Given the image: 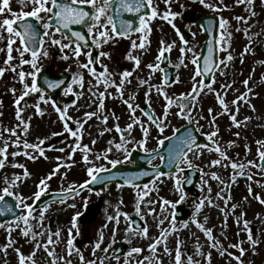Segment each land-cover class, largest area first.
I'll return each instance as SVG.
<instances>
[{"label": "rangeland", "instance_id": "obj_1", "mask_svg": "<svg viewBox=\"0 0 264 264\" xmlns=\"http://www.w3.org/2000/svg\"><path fill=\"white\" fill-rule=\"evenodd\" d=\"M256 1L253 0V3L249 5L247 3L237 4L236 0H206V3H212L218 7L217 11H213L201 4L199 0H179L177 2L182 5H180L181 8L172 7L173 4L176 5L177 3L176 0H172L171 11L174 13L177 11L178 15L177 20L175 19L171 23L168 22L171 27L160 19H151L149 20V27L150 29L152 26L154 27L150 32H135L130 36L128 35L127 39L118 38L117 40L115 37L108 40L107 43H102L100 47H96L93 43L92 48L99 53L100 58V66L96 69L97 73L103 72L106 65L108 73L111 74V79L119 84L122 78L120 73L126 70L132 72V76L128 78L131 83L124 84L123 99L115 86L108 87L107 92H105L103 83L96 86V77H93L89 70L78 66L88 62V57L84 53L90 51L91 48L81 46L82 53L77 59L72 51V48L75 47L74 43L72 48H65L61 52L59 46L53 45L49 37L44 36L42 51L46 50L48 55L41 54L38 67L40 69L48 68L56 74L69 71L73 73V76L77 73L83 75L82 89L78 83L73 84L71 81L55 98H51L62 109L64 105H72L67 108L66 118H69L68 125H71L72 130L78 133L76 137H73L66 130L64 121L60 119L52 104H45L39 100L41 93H30L26 96L20 102V108L23 111L20 118L17 117L15 101L24 91V83L28 85L32 83V77L30 76H26L25 81L22 83L18 73L20 71L29 73L34 70L31 64L21 65V59L17 51L21 47L19 39H16V43L13 45V60L11 61V65L16 67V72L7 68L4 61L7 59L8 34L4 32V39L0 40V49L4 50L0 51V68H6L3 75L0 76V130L15 128L16 135H10L9 132L4 131L3 138H0V148H4L5 141L8 144L7 159L4 160L5 166L0 169V190L9 187L15 193L14 198L17 195L22 196L26 204L33 205V195L38 191L37 185L57 165H61L60 170L46 182L47 188L44 193L66 191L69 186L77 187L79 184H84L87 181V176H89L88 168L104 166L107 169L112 165L109 163L110 160L118 159L121 161L119 164L134 165L135 162L132 161L130 155L115 148V144L121 142V134L115 127L117 124H119L121 130H124L125 140L130 141L126 147L128 152L131 153L133 148L144 152L157 150L162 146L158 144V140L172 135L176 129L190 123L187 119L177 116L176 113L179 112L177 98L181 94L189 93L193 87L192 77L197 67L191 62L193 52L198 57L204 41V35L198 29V26L183 22L180 18L185 9L192 11L194 7L199 8L198 10L201 12L216 13L221 19L228 22L225 29L220 28L218 41L219 53H221L220 60L224 59L228 52H231L234 59L227 63L226 68L224 65H219L214 74L215 83L211 82V86L215 92L220 93L228 104L229 112L236 114L237 120L242 123L240 127L234 126L227 112L223 115H217L223 111V107L219 104L214 92L209 91L208 88L200 93L196 107L192 110L193 121L191 123L197 126L203 134L202 145L211 146L212 142L207 139V134L215 130L210 126V122L211 117L216 116L215 126L218 127L219 132L213 139L221 150L231 158V161L244 164L245 167L243 169L244 175H238L233 181L234 170L230 166L229 160L223 159L215 151L209 152L204 149L199 158L189 153V159L192 160L194 165L193 169L200 172V178L195 186V195L184 189L183 181L186 174L185 172L180 174L183 192L185 193L182 202L177 203L180 201L181 194L175 187L177 177L176 173H173L166 176L158 175L152 181L144 184L148 185V195L144 197V203L140 206V214L136 212L138 190L134 187L123 188L118 184L107 185L104 189L95 193L84 191L79 196L62 204H49L47 211L44 212L42 226L38 223V220L41 211L45 208L41 210L34 209L32 215L36 219H29L32 232H42L44 234L37 235L36 240H32L31 235L28 237L22 235V229L26 227L23 223L20 227H15V220L1 223L11 226L13 231L11 232L12 244L9 246V233L6 227H0V264H19L18 254L14 249L19 248L21 253L29 256L34 251L36 243L41 245L47 243L49 235L52 236L54 242L49 245V251L54 250L55 256L58 258L57 264H65V261H71V264H81L75 249H79L83 253L86 261L95 260L96 264H100L101 259H103L104 264H124L125 260H128V264H139L141 261H143V264H175L177 247L181 252V264H188V256H192L193 260L199 261L200 264H207L206 257L208 253H211V264H238L234 256H240L241 253L238 248H233L231 245L239 244L241 241L243 242L242 247L245 249V253L241 257L244 264H264V203L256 198L259 196L264 199V170L259 167L260 157L258 156V151H264V146L257 144V141H264V10L260 12L263 8L259 7L258 9ZM180 2H185V4ZM154 5L160 13L159 17L162 18L163 13L168 10L164 0H154ZM0 6H3L2 0H0ZM9 7L12 13H16L17 16L32 10V5L26 2L22 3V0H9ZM253 11L255 12L254 16L251 15ZM12 13L5 11V13L0 14V20L16 18L13 17ZM40 15L43 19L39 21L43 26L44 23L48 22L47 14L41 13ZM235 17H244L247 22L238 21ZM249 17L251 18L249 19ZM172 24H175L176 27L173 28ZM176 28L179 29L181 34L186 30L191 32V38L187 41L186 46L181 41ZM245 28L248 29L247 35L244 31ZM222 33H224V41L220 39ZM228 33L231 34L230 39ZM90 34L93 37L94 33ZM109 34L113 35L111 32ZM144 36H146L144 40L145 48L133 49L132 41H136L139 45ZM56 38L60 39L61 34L57 33ZM161 41L164 42V45L161 44ZM173 41H175V44H173ZM68 42L67 40L64 41V43ZM221 44L227 51H220ZM165 45H172L168 54L170 56V66L175 70V81L170 86L162 84L163 71L161 67L159 70L147 67L149 64L157 63L159 50ZM246 46H250L249 51L241 57V53ZM184 47L191 48L193 52L186 51L182 54L181 48ZM101 52L109 55L101 56ZM130 52L133 56L139 57V67L135 66V61L127 58ZM64 55H67L69 59H63ZM24 59L31 60V56L25 53ZM241 59H243V62H241ZM220 69H223V74ZM246 79L249 80L247 86L242 83ZM196 80L202 81L200 76L196 77ZM141 81H147V83L141 84ZM227 84L232 85L231 89L224 87ZM69 86L73 88V92L65 95V90ZM149 87L152 88L150 104L145 96ZM13 88L16 89L15 94L12 92ZM157 88H162L169 97L173 98V104L168 110L167 120H164V105L167 101L162 93H157ZM249 88L251 92H248ZM81 92L83 95H79ZM225 92H227L226 96L224 95ZM93 93H97V95L93 96ZM99 93H105L103 112L87 119V123H83V128H80L78 121L83 122V119H86L85 112H98ZM243 93H247V100L250 104L243 101L239 102V113L237 114L236 105L232 104V101ZM130 96H134V100L131 101L134 107L136 105H139V107L141 105L149 106L157 118L164 120V125H166L164 132L160 133L137 108L135 116L149 128L147 143L144 146H138V142L144 139L143 130L139 125L134 124L130 132L127 130V125L132 120L130 119V110L124 100ZM50 97H54V95ZM45 98L48 97L45 96ZM37 103L40 104L43 115L37 113L35 108ZM250 105H253L255 110ZM209 108L213 110L211 114L208 111ZM103 116H108L106 123L103 121ZM245 117L251 119L245 121ZM22 121H27L30 125L27 133L23 131L25 125ZM17 124H20L21 127L17 128ZM105 129H111V131ZM237 132H239V136L236 135ZM17 138L21 141L19 147L13 143ZM55 138L58 139L57 142L47 147L51 150L49 153L44 144ZM40 140H44L41 145L44 149L43 155H40L38 150L23 147V141H27L29 144H37ZM230 142H232L231 146H229ZM77 143L80 144L79 149L74 148ZM84 145H87L89 149L87 153L83 151ZM109 147L112 148L111 152L107 151ZM145 147L147 151H145ZM60 149H64V151H60ZM25 151L29 152L30 156L23 155ZM13 152H20L21 154L13 156L11 155ZM85 154L88 156L87 162L84 160ZM98 155L101 157L100 159H97ZM104 155H107L108 159H104ZM31 156L36 158H30ZM215 159H221V165L211 166L210 162ZM248 161H254L255 165L248 164ZM160 162L161 157H158L151 161L150 165H159ZM18 164H23L27 169L30 174L27 178H23L24 169L14 166ZM76 164L82 166L83 174L78 172L71 174L72 177H70L66 172ZM224 164L229 166L224 167ZM180 167L188 168L186 164H181ZM201 169L203 170L204 180L207 181L203 185L201 183ZM236 171H239V169ZM212 173L218 175L224 183L212 179ZM16 176H21L22 180L17 181L13 186L11 182ZM249 176H251V179L248 178ZM5 178H7L8 183H6ZM144 185L140 186L141 195L145 191ZM209 186L211 187L210 192ZM249 187L252 189L251 193ZM218 193L223 198L218 196ZM229 195L231 199H228L227 204H225V199ZM201 199L204 200V206L199 213H196V205ZM209 199L211 203L208 202ZM149 200L154 203L149 205L147 203ZM165 200L176 203V207L173 209L169 205H164L163 201ZM93 201L101 203V211L96 219L82 225L79 216L84 207ZM232 205H236L235 209L232 208ZM117 206H119L121 213H126L127 217L131 219L138 218L143 223V227L148 228L146 237L127 232L126 228L130 221L124 215L120 216L118 226L115 221L108 219V217L116 215ZM149 208L155 209V212L149 213ZM20 209L22 211L21 215L27 213V209L23 205H20ZM176 210L185 213L182 220L173 219L172 214ZM194 216L196 220L204 224L205 229L212 230V240H209L205 231L193 222ZM225 216H227V219H225ZM74 217L76 218V227H73L72 223ZM161 219L164 220L163 224H159ZM237 220L240 222L237 223ZM245 220L249 222L248 228L251 229L253 240L258 241L255 245L248 241V232L244 230ZM184 222L188 223L187 227L183 226ZM173 224L176 231H173ZM105 225L107 226L105 227ZM69 228L72 229L71 236L69 235ZM114 228L117 229L115 232L116 242L112 243ZM163 229L168 230L166 245L171 250V255L165 252V242L163 241L157 246L154 253L149 249V245L156 239H162L161 232ZM101 231L103 232V242L100 249H95V255H93L94 244L99 241ZM57 232H59L58 236L56 235ZM69 239H72L73 242L71 255L68 254ZM129 239L131 243L128 242ZM118 242L124 243L127 248V251L119 256V261L111 254ZM213 243H216L217 247L213 248L211 246ZM109 244H111V248L105 253L103 249L107 248ZM198 244L201 246L199 250L197 249ZM5 248H7V252L4 251ZM132 248H140L142 251L129 255ZM222 250L224 251L223 255H221ZM198 251L203 252L205 255H199ZM229 253L233 255H229ZM146 257L149 259H145ZM34 259L37 264H52L53 257L49 256L48 251L41 247L36 251ZM25 264H31V261L26 260Z\"/></svg>", "mask_w": 264, "mask_h": 264}, {"label": "snow or ice", "instance_id": "obj_2", "mask_svg": "<svg viewBox=\"0 0 264 264\" xmlns=\"http://www.w3.org/2000/svg\"><path fill=\"white\" fill-rule=\"evenodd\" d=\"M25 2L32 5V10L28 11V12H23L21 16H17L16 13H12L11 8L9 7V0H2L3 6H0V14H3V13H5V11H8V12L12 13L13 17H16L15 19L5 18L3 20H0V40L4 39V35H3L4 32H7V34H8L7 59L4 61L5 65L11 71L16 72V67L11 65V61L13 60V56H12L13 45L16 43V39H19L21 42V47L18 48L17 51L19 52V56L21 59V65L31 64V67L34 70L32 72H29V73H25L24 71H20L18 73L19 79L22 83L25 81L26 76L32 77V83H31V85L24 83V91L15 101L16 106H17L16 115L18 118H20V114L23 111V109L20 108V102L22 100H24V98L26 96H28L30 93H41V95L39 96V100L44 102L45 104L51 103L54 110L59 114L60 119L64 121L66 130L73 137H76L78 135V133L76 131H73L72 128L68 127V119L69 118H66L67 108L71 107L72 105H64L63 109H62L61 106H59L55 100L51 99V97H48L46 99L45 95L43 94L44 89L39 87L37 82H36V76L41 71V69L38 67V60H39L41 54L44 56L48 55V52L46 50L42 51V46L44 44V41L40 40L39 45L36 43V37L39 35V33L37 32L36 27L32 23L27 22L26 19L23 22L22 28H16V27H14V25L17 24L18 20L28 18V17L35 18L36 20H42L43 17L40 14L41 13L47 14L48 22L43 24V28L45 29L43 35L49 37V39L53 45L59 46L61 52H63V50L65 48H72V45L74 43L75 47L72 48V51H73V55L78 59L82 53L81 42H83L85 45H87L88 44V38L85 36V34L83 32L74 31V32H71L69 34L67 32H64L63 29H70L71 26L74 24L88 23V32L94 33V35L92 37L93 43L96 47H100L102 45V43H107L108 40L114 39L115 36H127L129 33L133 32V31L139 32V33L150 32L151 29L149 27V20L157 18V16H159L160 13L157 11V7L154 5V0H118L119 6L116 8L117 11L124 10V11L132 12V13H141L142 10L146 9V8L150 9V11L145 12L144 14L139 16V26L138 27L133 28V22L131 20L121 21V25H120L121 30L117 31V25L114 21V17L112 15L108 14L109 9H111L113 7V5L115 3H117V0H22V3H25ZM199 2L203 5H205L206 7L212 9L213 11L218 10V7L216 5H214L212 3H206V0H199ZM164 3L167 6L168 10L163 13V16H162L163 19L168 20L169 16L174 18L176 15H178L177 13H174L171 11L172 0H164ZM236 3L237 4L247 3V4L251 5L253 3V0H236ZM83 5H91V7H92V9H94V11L86 10L85 7H83ZM251 15L254 16L255 12L253 11L251 13ZM250 18L251 17H249V19ZM235 19L238 21H244L245 23L247 22L244 17H235ZM53 21H55V24L53 23ZM169 22L171 23V21H169ZM227 23L228 22L226 20L222 19L221 23H220L221 29H225V26L227 25ZM109 25H111V29H109ZM172 26H173V28L176 27L175 24H172ZM53 29H54V31H53ZM97 29H100V30L96 31ZM176 31H177L178 35H180V39L183 42V44L186 46L188 42L184 39L183 34H181L179 32L178 28H176ZM237 31H239V29H237ZM244 31H245V34L247 35L248 29L245 28ZM109 32L113 33L114 36L110 35ZM57 33L61 34L60 39L56 38ZM227 35L230 39L231 34L228 33ZM145 39H146V36H144L142 38L141 43L139 45H137L136 41H132V48L133 49L145 48V43H144ZM220 39H221V41H224V39H225L224 33L221 34ZM249 39H251V37H249ZM65 40H67L69 42L64 43ZM161 44L164 45V42L161 41ZM173 44H175V41H173ZM171 47H172V45L162 46L160 48L158 56H157V63L156 64H149V65H147V67L149 69L159 70L160 61L162 60V58H165L166 52L171 51ZM249 47L250 46L245 47L244 51L241 53V57H243L245 54H247V52L249 51ZM0 51H4V50L0 49ZM186 51L187 52H193V50L191 48H186V47L181 48L182 54L185 53ZM220 51H227V49L223 46V44H221ZM213 52H214V49L212 47H209L208 57L204 59L203 67H201L199 65V63H198L199 58L193 52V59L191 62L197 66L195 74L192 77V80L194 82L193 87L189 93L181 94V96L177 98V106L179 107V112H177L176 115L182 119H187L191 123L193 121L192 110L196 107V103L198 102L200 93L203 92L205 88H208L209 91L214 92V94L217 96L219 104L223 107V111L218 113L217 115H223L226 112L229 113L230 119L233 122L234 126L240 127L242 122L237 120L236 114H232L229 112L228 104L221 97L220 93L215 92V90L212 89L211 84H205L203 81H197L196 80V77L202 76L205 73L212 72L214 70V68H219V65H224V67L226 68L227 63L234 59L231 52H228L227 56L224 59L216 61L214 56H213ZM25 53L31 54V60L24 59ZM84 55H86L88 57V62L79 64L78 66L82 69L89 70L90 74L93 77H96V80H97L96 86L103 83L105 86V92H107L108 87L115 86L119 92L120 97L123 99L124 84L125 83H131V80L128 78L132 76V72L126 70V71L120 73L122 78H121L120 83L117 84L115 80L111 79V74L108 73L106 65L104 66V71L100 72V73L96 72L95 67H90L94 63V58L92 56L91 51L84 53ZM100 55L106 56L109 54L101 52ZM62 58L63 59H69V57L67 55H64ZM127 58L135 61V66L139 67V65H140L139 57L133 56L130 52ZM241 62H243V59H241ZM5 70H6V68H0V76L3 75ZM220 70L223 74V69H220ZM101 78H103V79H101ZM212 82L215 83L214 78H213ZM63 83H64L63 80H60L58 82H49L48 87L49 88H56V87H59V85L63 84ZM72 83L73 84L78 83L80 88L82 89L83 88V75L81 73H77L76 75H74L72 78ZM145 83H147V81H141V84H145ZM165 83H167V81H165ZM233 83H234V81H233ZM242 83L245 86H247L249 83V80L246 79ZM224 87L231 89L232 85L227 84V85H224ZM156 91H157V93H162L164 96V99L167 101V103L164 105V120H167L168 110H169V108H171V106L173 104V98L169 97L168 94L166 92H164L162 88H157ZM12 92L15 94L16 89L13 88ZM72 92H73V88L71 86H69L65 90V95L72 93ZM151 92H152V88L149 87V89L145 93L146 100L149 104L151 103V98H150ZM248 92H251L250 88L248 89ZM79 95H83V93L81 92V93H79ZM96 95H97V93H93V96H96ZM104 95H105V93H99L98 112H85L84 116L86 119H83V122L78 121L80 128H83V123H87V119H91L93 116L98 115V113L103 112V110H104V103H103ZM224 95L226 96L227 92H225ZM133 100H134V96H130L128 99L124 100V103L127 104L128 108L130 110V114H131L130 119L132 120V122L127 125V130L130 132L131 129L133 128L134 124L139 125V127H141V129L143 130L144 139L142 141L138 142V146H144L147 143L149 128L146 127L145 124L141 120H139V118H137L135 116L136 109L139 108V105H136L134 107L133 103L131 102ZM241 101L250 104V102L247 100V93H243V94L237 96L236 99L232 101V104L236 105V113L237 114L239 113V102H241ZM250 106L253 108V110H255L253 105H250ZM35 108H36L37 113H39L40 115H43V110L40 108L39 103H37L35 105ZM208 111L211 114L213 110L211 108H209ZM144 114L149 116L150 123L155 125V127L159 130L160 133L164 132L165 126H166V125H164V120H161L160 118L153 119L149 113H144ZM113 115H114V113H113ZM117 119H119V118L117 117ZM249 119H251V118L245 117V121H247ZM107 120H108V116H103L104 123H106ZM215 121H216V116H212L210 126L213 127L215 130L207 134V139L212 142L211 146H209L207 144H205V145L198 144L196 141V137L194 135H192L191 133H189L187 136L179 138V142H178L177 147L172 150L174 152V156L171 157L170 163L176 164V167H177L176 177L177 178L175 181V187L181 194L180 195V201H178L177 203L182 202L185 198V193L183 192V187L181 184V177H180V174H182L185 171V169L180 167V165L186 164L188 168L194 167L192 160L189 159V153H192V155L199 158L203 154L204 149H207L209 152L215 151V152L219 153L223 159L229 160L230 166L234 170L233 176H232L233 181H235V179L238 175H244L243 169H244L245 165L244 164H237L236 162L231 161V158L228 157L227 154L221 150L220 146L213 139L214 137L217 136V134L219 132L218 127L215 126ZM22 123L25 125L23 131L25 133H27L28 127L30 125L27 121H22ZM16 127L19 128V127H21V125L17 124ZM115 127H116V130L118 132H120V134H121V142L115 144L116 150H123L126 154L130 155V153L128 152V148L126 147V145L128 143H130V141L125 140V132H124V130L120 129L119 124H117ZM105 130L111 131V129H105ZM4 131L9 132L10 135H16V129L15 128L3 129V130H0V138H3V132ZM177 131H179V129H177ZM236 135L239 136V132H237ZM167 139H171V138L164 137V139L158 140V144L163 145L165 140H167ZM13 143L17 147H19L21 144V141L19 138H17V140H15ZM43 143H44V140H40L39 143H37V144H29L27 141H23V147L25 149L38 150L40 155H43L44 149L41 147V145ZM93 143H95V141H93ZM109 143L111 144L112 142L110 141ZM231 143L232 142L229 143V146H231ZM257 144L264 146V141H257ZM7 147H8V144H7V141H5L4 148H0V155L3 156V159H0V169H2L5 166L4 160L7 159ZM74 148L79 149L80 144L77 143L74 146ZM60 151H64V149H60ZM83 151L85 153H87L89 151L87 145H84ZM107 151L111 152L112 148L109 147L107 149ZM145 151H147L146 147H145ZM153 151H155V150H153ZM20 154H21L20 152L11 153V155H13V156H17ZM23 155L30 156L29 152H27V151H25L23 153ZM258 156L260 157V160H261V164L259 165V167L264 169V151H258ZM30 158L35 159L36 157L31 156ZM100 158L101 157L98 155L97 159H100ZM103 158L108 159L107 155H104ZM161 159H163V157H161ZM84 160L86 162L88 161L87 154L84 155ZM221 162H222L221 159H215V160H212L210 162V164H211V166H216V165H221ZM109 163L112 164L113 166H115V165L121 163V161L116 159V160H110ZM248 164L255 165V162L254 161H248ZM14 166L24 169L23 178H27L30 175L23 164H18V165H14ZM223 166L228 167L229 165L224 164ZM60 167H61V165H57V167L51 173H49L48 176H46L40 180L39 184L37 185L38 191H36L33 195V198L35 200L40 199V197L43 195L45 189L47 188L46 182L48 180H50L54 175H56L59 172ZM196 167H198V166H196ZM237 169H239V171H236ZM106 170L107 169L104 166H100L99 168H94V167L88 168V175H89V177H91V182H97L99 180L98 173L106 171ZM200 171L202 173L201 183L203 185V184L207 183V181L204 180L203 170L201 169ZM65 175H66V173H65ZM142 175H149V173L145 172V173H142ZM158 175H164V174L159 173ZM137 178L138 177H136V176H130V177H126L125 179H126V183L132 185L133 187H135L138 190L137 191L136 212H137V214H140V211H141L140 206L142 203H144V197L148 195V191H147L148 185L143 186L145 191L143 192V195H141L140 191H139L140 185L134 184V180ZM211 178L216 179V180L220 181L221 183H224L220 179V177L218 175H216L215 173L211 174ZM248 178L251 179V176H249ZM106 179H111V177L106 178ZM21 180H22L21 176H16L11 183L13 186H15L16 182L21 181ZM5 181H6V183H8L7 178H5ZM88 184H89V181H85L84 184L79 185L78 188L73 187V186H69V189H67L66 191L69 193H75L76 195H78L79 191L82 190L83 188H85ZM225 186L227 187V185H225ZM210 191H211V187L209 186V192ZM251 191H252V189H251V187H249V192L251 193ZM13 195H15V193L12 192L9 187H4L2 190H0V201H4L5 197H9V196H13ZM218 196H221V194L218 193ZM221 198H223V197L221 196ZM256 198L258 200H260L261 203H264V199H261L259 196H257ZM228 199H231L230 195L225 199V204H227ZM16 200L19 201V204L17 206L23 205V207L25 209H27V213L25 215L16 216L15 227H20L21 223H23V225H25L26 227H24L22 229V235L25 237H28L29 235H31L32 240H36L37 235H43L44 233L32 232V225L29 223V219L30 218L36 219V217H33V215H32L33 211H34V207H33V205L26 204L24 202V198L22 196L17 195ZM59 202L64 203V198L61 197ZM208 202L211 203V200L209 199ZM121 203H122V201H121ZM147 203L149 205H151L154 202L149 200V201H147ZM163 204L169 205L173 209L176 207V203H173V202L167 201V200L163 201ZM72 206L74 207V205H72ZM203 206H204V200L201 199L199 201V203L196 205V213H199V211L201 210V208ZM235 207H236V205H232L233 209H235ZM5 210L12 211L13 205L7 204L6 209L0 208V212H4ZM45 211H47V206L45 207L44 210L41 211L40 216H39L38 223L41 224V226H42V223L44 220V212ZM148 211H149V213H154L155 209L149 208ZM162 211H163V207H162ZM121 215H124L130 221L127 225V228H126L127 232L132 233L133 235H142L145 237L147 236L148 228L146 226L143 227L142 229L141 228H134L133 224H135L136 222L131 221V218L127 217L126 213H121L119 211V206H117L116 215L114 217L110 216V217H108V219L110 221H115L116 225L118 226L119 225V219H120ZM172 215H173V219H174L175 213H173ZM225 219H227V216H225ZM193 222L196 223L200 229L205 231V234L209 240L213 239L212 230L211 229H205L204 224H202L198 220H196L195 216L193 218ZM239 222L240 221L237 220V223H239ZM72 223H73V227H76V218L75 217L73 218ZM163 223H164V220L161 219L159 221V224H163ZM248 223H249L248 221H246V220L244 221V230L248 232V241L253 243V245H255L256 243H258V241L253 240L252 234H251V229L248 228ZM106 226L107 225H105V227ZM183 226L187 227L188 223L184 222ZM0 227H6V230L9 233V246H10L12 244L11 232L13 231V228L11 226H6L3 224H0ZM172 227H173V231H176L174 224ZM116 230H117L116 228L113 229L112 243L116 242L115 241ZM68 231H69V235L71 236L72 229L69 228ZM167 234H168V230L163 229L161 232L162 239H156L153 243H151L149 245V249L153 253L156 251L157 246L159 244H161L163 241V242H165V252L167 254L171 255V250L168 249V247L166 245ZM56 235L58 236L59 232H57ZM102 242H103V232L101 231L99 241L94 244L93 255H95V249H100ZM128 242L131 243V240L129 239ZM53 243L54 242L52 240V236L49 235L47 243H45L43 245H41L40 243H36L34 251L29 256H25L23 253H21L19 248L14 249L18 254L19 264H25L26 260H30L31 264H37V261L34 259V257H35L36 251H38L41 247H43L45 251H48L49 256L53 257L52 264H57L58 258L55 256L54 250L49 251V245H51ZM242 244H243V242L241 241L239 244L231 245V247H233V248H238L239 252L241 253L240 256H234V258L238 262V264H244L241 257L244 255L245 249L242 247ZM211 246L213 248H215V247H217V244L213 243ZM200 247L201 246L198 244L197 249L199 250ZM109 248H111V244H109L107 248H104L103 251L106 253ZM4 251L7 252V248H5ZM72 251H73V242H72V239H69L68 240V254L71 255ZM75 251L79 255V259H80L81 264H96L95 260L86 261L83 253H81L79 249H75ZM141 251H142V249H140V248H132L129 255H131V253H140ZM198 254L201 256L205 255L203 252H200V251H198ZM223 254H224V251L222 250L221 255H223ZM229 255H233V254L229 253ZM116 259H117V261H119V256H117ZM145 259H149V258L146 257ZM187 259H188V264H200L199 261H194L192 256H188ZM206 260H207V264H211V253L207 254ZM65 264H71V261H65ZM100 264H104L103 259L100 260ZM124 264H128V260H125ZM139 264H143V261L139 262ZM175 264H181V252L179 250V247H177V250H176Z\"/></svg>", "mask_w": 264, "mask_h": 264}, {"label": "water", "instance_id": "obj_3", "mask_svg": "<svg viewBox=\"0 0 264 264\" xmlns=\"http://www.w3.org/2000/svg\"><path fill=\"white\" fill-rule=\"evenodd\" d=\"M118 6L119 5H118V0H117V3H115L112 7V16L114 17V21L117 25V31L121 30L120 29L121 21L131 20L133 22V28L138 27L139 26V16L144 14L145 12L150 11V9H147V8L143 9L141 13H132V12L124 11V10L117 11L116 8ZM83 7H85V9L87 10L86 6H83ZM186 17L188 19H190L192 22L200 23V25L202 26V28L205 32L206 41L204 43V46H203V49L201 52L199 65L201 67H203L204 59L208 57L209 47H212L214 49L213 56H214L215 60L218 61V46H217V33L218 32L217 31H218V27L220 24L219 18L215 15H203V14H198V13H192L191 15L186 16ZM24 20L17 24L18 28H22ZM26 20H27V22L32 23L36 27V30L39 33V35L36 37V43L39 45V42L42 38V35L40 32V29L36 26L37 22L35 21L34 18H26ZM53 23L55 24V21H53ZM86 24L87 23H85V24H74L71 26L70 29H63V31L67 32L69 34L71 32H74V31H80V32H83L85 34V36L88 38L86 30H85ZM88 44H89V38H88ZM92 56L94 58L93 64H96L97 54L95 52H93ZM167 62H168V58H165L163 65L166 66L167 64H165V63H167ZM213 71L209 72V73H205L203 75V78L206 82H209L211 80ZM172 73H173V70L167 71L165 73L164 79H165V81H167V83H170L172 81ZM48 76H49V72L43 71V72H41L40 78H39L40 84L43 87H46L48 90L52 89V88L48 87L49 82H58L60 80H63L64 83L60 84L59 87L54 89V90H60L65 86L67 81L70 79L69 74L60 76L59 80L48 78ZM189 133H191L192 135H194L196 137V141L198 144L201 143L200 136L197 134V132L193 126L183 128V129L177 131L176 134L173 137H171V139L167 140V142H168L167 146L163 147L162 149H160L158 152H156L154 154L148 155V154H143L142 152L133 151L132 152V158L135 160L137 159V161H138L136 167L133 169H127L126 166H116L114 169H111L108 172L103 173L104 177H107V178L111 177V179H103L102 182L100 181V183L98 184L99 188H102L105 183L113 181V180H117L121 184H128V183H126L125 178L130 177V176L138 177L137 179L134 180V184L137 185V184L143 183V181L147 178H152L160 169H162L163 172L175 171L176 170V164L170 163L171 157L174 156V152L172 150L177 147L178 142H179V138L185 137ZM161 154L164 156V160H163L162 165L159 168H150L147 165L148 162L152 158H154L158 155H161ZM117 169H123V170L121 171V170H117ZM119 171H121V172H119ZM145 172L149 173V175H142V173H145ZM188 181H190L189 186L191 188L194 179L190 178ZM73 194L74 193H66V194H59L58 196H59V199L61 197H63L65 199V198H67ZM58 196L50 195L49 197L42 200L40 202V205L44 206L46 203L55 199V197H58ZM2 208L6 209V206H4ZM99 211H100V204L99 203H92L88 206L86 212L82 215L81 219L82 220H92L98 215ZM11 212H12V214H10L9 212H6L4 214H0V222L7 220V219L13 220L16 218V216L19 215V213H16V211H14V210H12ZM132 221L136 222L135 224H133L136 228L141 227V224H139V222L136 219H133ZM124 251H125V248L123 247V244L120 243L118 245L117 250L114 251L113 254L114 255H120Z\"/></svg>", "mask_w": 264, "mask_h": 264}]
</instances>
